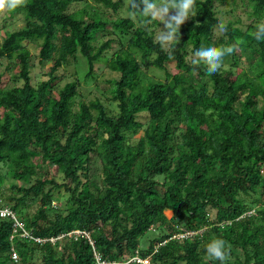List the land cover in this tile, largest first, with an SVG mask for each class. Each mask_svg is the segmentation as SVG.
Masks as SVG:
<instances>
[{"label": "trees", "instance_id": "trees-1", "mask_svg": "<svg viewBox=\"0 0 264 264\" xmlns=\"http://www.w3.org/2000/svg\"><path fill=\"white\" fill-rule=\"evenodd\" d=\"M225 2L247 20H228L220 35ZM196 9L170 49L155 41L163 24L130 17V0H27L6 12L0 207H11L34 236L82 230L94 243L83 235L12 243V221L0 217V264H140L129 262L137 250L154 264H205L213 238L231 245L229 264H264V41L250 35L264 20V0H196ZM16 20L23 25L11 29ZM238 40L220 72L192 66L195 50ZM103 57L119 74L106 79L116 113L81 93L79 69L85 62L83 79L96 80ZM5 60L11 85L3 84ZM36 60L48 76L38 83L31 76ZM71 64L78 77L62 83ZM153 69L165 70L164 80L150 75ZM45 166L57 173L48 176ZM189 230L198 232L176 236Z\"/></svg>", "mask_w": 264, "mask_h": 264}, {"label": "clouds", "instance_id": "clouds-1", "mask_svg": "<svg viewBox=\"0 0 264 264\" xmlns=\"http://www.w3.org/2000/svg\"><path fill=\"white\" fill-rule=\"evenodd\" d=\"M27 0H0V13L14 12L25 7ZM130 17H142V24L158 20L163 24L155 36V41L162 49H170L180 40V29L190 18L197 15L196 0H130ZM215 30L223 35L228 31V24L220 19ZM250 35L256 41H264V20L255 25V31ZM238 40L230 46H206L194 51L191 64L194 67L204 66L206 73L211 76L221 71L224 58L231 55L238 44ZM231 245L222 238H213L204 246L203 259L205 264L216 262L229 264Z\"/></svg>", "mask_w": 264, "mask_h": 264}, {"label": "rangeland", "instance_id": "rangeland-1", "mask_svg": "<svg viewBox=\"0 0 264 264\" xmlns=\"http://www.w3.org/2000/svg\"><path fill=\"white\" fill-rule=\"evenodd\" d=\"M81 4H77L74 5L72 8H80ZM127 7V4H126ZM231 5L229 2H225L222 5L219 6V9H221V14L223 19L225 20V22H227L228 20H236L239 18V16L241 15L244 18V21L247 20L246 14L244 13V10L239 8L236 11H231ZM127 10V8H126ZM125 13L127 14L128 10ZM7 15L6 12L5 13H0V39H2V37H4L5 33L4 30L2 28L3 23L5 22ZM19 18V15H18ZM11 29L17 28L21 25H23V21L20 20H16L14 22H11ZM164 26H161L160 28H163ZM159 31V28H158ZM157 31V32H158ZM101 32H99L97 35L98 37H102ZM110 37V36H109ZM104 39H106V37H104ZM115 43V42H114ZM29 50L31 51V53L33 54H38L39 53V46L37 45H29ZM80 59L82 61H84V57L80 56ZM106 62H107V58L103 57L100 58L96 64H95V76H96V80H87V82L83 79L84 74L86 72L87 69V65L84 62L83 70L81 71V75L80 73L79 75V79L81 82V93L83 95V98H85L87 101L90 99H95L97 97H100L102 99V101L107 105L108 109L114 113H116L118 111L117 109V103L116 102H112L109 101L108 97H110V92L107 91L108 87L110 86L109 82L106 80L107 78H118L119 74L116 72H111L107 67H106ZM8 61L5 60L3 66H1V70H4V72L6 71L4 77H3V84L4 85H11L13 83V80L10 77V72H7L6 69V65H7ZM49 67V64L47 65V68ZM166 67L168 69V71H170L173 75H178L179 74V70L176 68L175 62H168L166 64ZM78 67L75 66V64H71L69 67L66 68L65 72L68 73L69 76H66L65 79L62 80V83H64L66 80H70L73 79L74 77H78V75L75 73L77 71ZM19 70L18 66H14L13 68V72L17 73ZM238 71H240V69H238ZM41 72V68L40 65L38 64V60L35 61V67L31 69V76H32V80L34 83H38V82H42L48 79V76H44L43 74L40 73ZM62 72V71H61ZM150 75H154L155 79H162L164 80L165 77V70H160V69H153L151 71H149ZM76 74V75H75ZM80 98L78 97V100ZM42 170L48 174V176H52L54 174H56V167L55 166H45L44 168H42ZM6 187L10 186V183L7 181L5 184ZM4 186V187H5ZM63 194L65 193L64 190ZM62 195V194H59ZM58 195V196H59ZM66 195V193H65ZM62 197V196H60ZM56 205H60V201L57 200L56 202H54ZM36 210V207H30V211L34 212ZM168 217H172L173 213L171 211H167L166 212ZM144 243V241H142ZM143 246V245H142ZM144 247V246H143Z\"/></svg>", "mask_w": 264, "mask_h": 264}, {"label": "built area", "instance_id": "built-area-1", "mask_svg": "<svg viewBox=\"0 0 264 264\" xmlns=\"http://www.w3.org/2000/svg\"><path fill=\"white\" fill-rule=\"evenodd\" d=\"M0 217L4 218V219L7 218V219H10L12 221L13 226H12V234H11V237H10V239L12 240V243H13V240L15 238H17V237L30 238V239H33L36 243H44L46 241H51L52 243H55L58 240L66 237V236H69V237L74 238L75 240H77L82 235L87 237L92 244L94 243L93 240H92L91 233L88 232V231H82V230H72V231L67 232V233H62V234H59V235H56V236H52L49 239L42 238V237H39V236H34L32 234V232L29 231L25 227L26 226L25 222L20 220L18 218L16 212L11 207H8V206L3 207V208L0 207ZM202 230H200L199 232H201ZM197 232L198 231H190L189 230V231H185V232H182V233H178L176 236L179 239H182V238L187 237V236H193V235L197 234ZM10 250H11L12 259L15 262L19 261L20 255L17 252V250L15 249L13 244H12ZM98 260H100V257H98ZM129 262H136V263H140V264H154L152 262V260H151V256L144 257L140 253V251H138V250L136 251L135 255L133 256V258ZM101 264H110V262L102 260Z\"/></svg>", "mask_w": 264, "mask_h": 264}]
</instances>
